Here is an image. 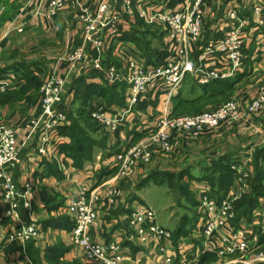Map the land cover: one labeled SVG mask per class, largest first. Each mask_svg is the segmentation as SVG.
I'll return each mask as SVG.
<instances>
[{"label":"rangeland","instance_id":"obj_1","mask_svg":"<svg viewBox=\"0 0 264 264\" xmlns=\"http://www.w3.org/2000/svg\"><path fill=\"white\" fill-rule=\"evenodd\" d=\"M16 1L20 2L19 7H16L18 6ZM159 1L162 2L161 6L174 10L189 1L193 6L197 0ZM202 2H204V10L200 23L201 36L194 44L190 55L192 61L195 60L193 61L196 64L195 70L184 74L178 89L171 97L167 98V93L159 89L155 91L156 89L148 86L141 96L142 99L133 103V83L128 77L129 68L126 66L128 57L124 48L129 46L141 63L146 62L150 54L148 49L141 52L136 42H124L114 38L106 40L102 46L97 47L89 39L90 28L99 21L102 13H108L117 5L119 10L129 15L124 21L125 29L131 27V22L140 20L138 25L142 30H153L154 33L146 34L147 44L157 47L158 50L161 48L164 59L174 56L167 47L169 29L165 23L161 21L150 23V18H145L148 14H142L138 3L135 5L132 2L130 5H124V8L121 0H0V12L4 7L8 9L9 6H15L14 10L9 12L10 17L0 21V71L12 62L21 60L32 61L34 67L43 70L41 74H36L38 81L17 85L9 80V85H0L1 147L7 146L12 138L17 136L19 158L24 146L33 138L38 141L37 149H39V134L43 126L41 116L45 106L43 86L49 81L48 78L53 79L58 85L62 83V103L58 107L65 110L66 124L70 125L71 119L77 123L73 129L74 137L79 140L82 149L74 146L72 151L74 158L79 161L92 156L91 154L109 138L119 137L120 125L127 120L129 113L133 110L147 109L150 105L149 117L143 120L137 118L138 114L132 116L131 136L126 138L127 141L122 142L121 148L111 149L113 152L109 154V158L113 157L114 162L120 153L127 159H130L133 153L135 156L124 169L118 168L112 162L109 168L112 169L110 177L103 183L104 187H108L106 198L112 197L118 201L124 197L126 208L124 212L127 216L137 209V204L140 202L151 206L160 222L169 229H174V224L182 215L183 217L189 215L191 218L195 209L201 213V193L206 191H211L210 193L215 195L213 198L217 207L232 205L234 209L232 211L236 216L235 203L241 199L244 192H247L249 179L254 175L257 148L264 145V0H203ZM234 11L247 22L241 25L238 19L231 17L230 13ZM219 13L225 14L223 15L225 20L217 24ZM214 26L222 27L212 31ZM211 31L212 36H206ZM233 32L237 33L235 40H232ZM154 34L157 36L153 37ZM217 46L220 49L216 48ZM209 47L212 51L208 49ZM237 48H240V57L233 55L236 54L234 49ZM96 50L101 55L104 77L111 64L116 67V74L107 79L108 85H116L113 92L116 96L111 98L110 103L121 104L122 95V99L125 98L124 105L127 106V111L113 110L117 113L113 114L114 124L117 127L102 123L93 117L92 104L98 100H91L92 97L88 101L89 117L78 111L87 95L83 86L79 85L76 73L80 55H87L89 61L96 55L94 52ZM236 62L239 64L233 69L231 65ZM214 68L220 72L229 71L230 74L224 78L221 76L210 78L207 82L210 86L204 90L202 85L207 83L201 82L205 75L203 71L209 72ZM6 77L11 79L9 76ZM228 80L231 83L226 84L225 81ZM176 95L182 98V102L178 105L174 101ZM87 100L88 98L85 102ZM230 102L237 104V115L231 110H228L226 116L225 113L222 115V110ZM163 117H167V123L162 122ZM21 135L23 141H20ZM7 151L10 152L11 148H7ZM54 153L50 154L54 155ZM230 153L235 154V159L249 156L250 176L246 179L235 177L226 196L219 198L216 197L215 188L210 181L199 178L202 174L201 165ZM128 154L130 156H127ZM261 155L264 156V151ZM262 166L264 172V161ZM152 175L158 176V179L163 177V183L150 180L149 177ZM103 176L99 177V181ZM31 182L36 183V181ZM115 188L117 192L113 191ZM93 192L99 195V191L95 188L90 189L88 199ZM131 193H135L136 196L132 197ZM43 194V198L48 202H56V199L49 194ZM133 199L136 200V204ZM98 202L102 204L101 200ZM256 212L257 217H254V222L260 226L264 219V198L260 200V207ZM67 213L66 218L70 221L71 216L68 211ZM234 218L231 221L232 226L251 230L245 220L238 221L236 226L233 222ZM188 223L189 221L183 218L180 226L185 228ZM186 229L193 228L189 225ZM252 230L254 233L255 228L253 227ZM190 233L191 231L188 234ZM135 236L140 243L144 242L137 234ZM196 239L195 243L200 245L199 237L196 236ZM165 241L166 239L159 242V245ZM186 245L185 251L191 248V245ZM191 254L194 253L192 251L188 253ZM48 255L53 256L50 261L55 264H94L86 257L62 261L56 256L55 249L48 250ZM46 258H48L47 254ZM201 264H264V241L259 237V245L244 257L210 255Z\"/></svg>","mask_w":264,"mask_h":264},{"label":"built area","instance_id":"obj_2","mask_svg":"<svg viewBox=\"0 0 264 264\" xmlns=\"http://www.w3.org/2000/svg\"><path fill=\"white\" fill-rule=\"evenodd\" d=\"M202 1L197 0L193 6H191L190 1L185 2L186 4L183 3L182 6L172 10L161 6L162 2H158V0H121L123 6L130 5L132 2L135 5L138 3L139 10H141L142 14H148L145 18H150V23L161 21L168 26L167 47L174 54L173 57L161 59L157 64L146 65L139 61L129 46L128 48H124V52L128 57V63L126 64L129 68L128 77L133 83V103L139 102L142 99L141 96L148 86L156 89L155 91L159 89L161 92L167 93V98L171 97L178 89L184 74L195 70L196 64L193 62L195 60L192 61L190 55L193 52L194 44L201 36L200 23L204 10V2ZM112 8L108 13L106 12L107 14L102 13L99 21L92 24L90 28L89 39L97 47L102 46L106 40L115 38L126 27L124 21L129 15L119 10L117 5ZM230 16L238 19L241 25L247 22L245 18H242L238 13L236 14L235 11L231 12ZM231 36L232 40H235L237 33L233 32ZM223 40L225 42V38ZM216 48L220 49L218 46ZM208 49L212 51L210 47ZM235 50L236 54L233 55L240 57V48ZM94 52H96V55L89 61L87 55H80V63L76 73L80 74L85 72L88 67L96 71L104 72L101 55L98 50ZM238 64L236 62L231 67L235 69ZM42 71V68L35 67V72L38 75ZM203 72L205 75L201 79L202 83H207L212 77L221 76V78H224L230 74L229 71L228 73L220 72L217 68L209 72ZM115 74L116 67L114 64H111L106 71V80L108 77L112 78ZM48 79L49 81L43 86L45 106L44 113L41 116L43 126H41V132L39 134L40 147L38 149L41 155L56 152L54 143L58 140L60 128L67 123L64 108L58 107L62 103V83L58 85L53 79ZM9 80L11 79L0 76V85H9ZM92 105L91 113L93 117L99 119L102 123L107 125L113 124L114 127H117L114 124L115 117L113 115L114 113L117 114L116 112L105 107L99 101H94ZM236 105L235 102H230L224 107L221 114L223 115L225 113L224 116H226L228 110H231L234 115H237ZM125 110L127 111V108ZM166 118L162 122L167 123L168 120ZM8 145L4 147L0 145V180L2 196L7 205V213L18 220V225L8 234L6 241L11 243H25L30 239L39 237L41 231L35 220L30 218L24 219L20 213L21 206L27 209L32 208L35 186L31 182V179H29L31 181L26 180L23 183H18L14 179L11 170L19 160L20 151L17 136H14ZM7 148H11V151H7ZM134 154L131 155L130 159H127L123 156L124 154L120 153L114 163L118 168L124 169V167L130 164L132 157L135 156ZM127 156L130 155L128 154ZM248 157H240V159L232 162L231 167L236 172L235 177L246 179L250 176L251 161ZM89 190V185L83 184L78 194L67 205V211L73 222L70 230V241L72 244L79 246L84 256L94 264H126L123 246L118 241L113 239L106 241L105 239L101 240L93 236L91 226L99 217L98 207L101 202H98L100 200L99 195L94 192L90 199H88L87 195ZM113 191L117 192V188L113 189ZM210 192L206 191L201 193L202 211L198 225L195 227L196 232H198L197 236L199 237L200 245L195 243L197 239L193 236H183V239L185 237L187 238L183 241L191 245V248L188 250L194 253L188 255L189 251H185L184 249L179 252L168 253L165 243L160 244L159 249L165 254L164 264H201L202 256L209 253L220 257H244L259 245V232L254 231L253 233L252 226H249L251 230L245 227L235 228L232 226L231 221L235 216L232 211V205L228 204L217 207L216 200L213 198L215 195ZM107 201L110 204L116 203L112 197L107 199ZM133 211L127 216L128 224L134 234H137L144 242L147 241L148 236L151 234L160 243L172 237V231L163 227L158 222L157 213L151 206L139 204L137 209ZM255 226L259 227L256 224ZM199 231H201V234Z\"/></svg>","mask_w":264,"mask_h":264},{"label":"crops","instance_id":"obj_3","mask_svg":"<svg viewBox=\"0 0 264 264\" xmlns=\"http://www.w3.org/2000/svg\"><path fill=\"white\" fill-rule=\"evenodd\" d=\"M223 15L225 14L219 13L217 24L225 20ZM221 27L215 28L214 26L212 27V31L219 30ZM212 31L207 33L208 35L206 36L211 37L213 34ZM34 65L32 61L28 60L14 61L9 65L11 68L5 74L17 83V85L24 84L27 81V76L24 74L25 69H35ZM90 70L91 67H88L84 73H88ZM79 75L77 73V77ZM85 81L87 83H102V79L97 75H91ZM148 98H146V101L149 102ZM109 106V109L114 111L125 110L127 108L124 104L119 103L110 104ZM148 106L149 108L147 109L133 110L129 113L127 120L120 125V136L117 138H109L105 144L100 145L94 151L92 156L83 158L82 161L62 151L61 147L63 144L69 143L71 137L62 132L61 129L58 140L54 143L56 146L54 155H51L53 152L51 154L41 155L38 152V141L35 138L27 142V145L21 151L19 161L12 168L11 172L18 183H23L28 179L36 181V183L34 182L35 191L32 208L27 209L22 207L20 213L24 219L30 218L35 220L41 231L39 237L30 239L22 244L20 242L11 243L6 241L8 234L17 227L18 220L7 213V205L2 196L0 180V264H55L52 260L50 261V258L53 257L48 255V250L50 249H55L57 251L56 256L62 261H72L79 258L85 259L82 249L70 241V230L73 222L72 219L69 221L66 218V215H68L67 205L78 194L83 184L89 185L90 189L95 188L99 191L100 200L102 201V204L98 207L99 217L91 226V232L95 238L105 239L106 241L112 239L118 241L123 246L126 264L163 263L165 254L160 251L157 238L151 234L148 236L147 241L140 243L128 224V217L124 212L126 209L124 206V197H121L115 204H110L106 198L108 187H104L105 184H103L112 172V169H109L112 162H114L112 156V158H109V154L113 152L111 149H114V147L115 149L121 148L123 145L122 142L131 136L130 131L133 128L132 116L138 114L137 118H142L143 120L149 117L151 114L149 110L151 106ZM19 138L20 141H23L22 135ZM57 155L59 159L56 158ZM102 175L104 176L99 181V177ZM133 191L134 189H132ZM43 193L52 196L56 199V202H48V200L43 198ZM131 195L132 197L133 195L136 196L135 193H131ZM133 200L134 202L136 201L135 199ZM197 213L198 219L190 233L194 238L198 235L195 227L198 225L200 219L199 211L195 212L191 218H188L190 222L186 225V227L189 226L195 217L197 218ZM182 219L183 215L174 224V229L170 228L173 233L172 237L164 242L168 253L179 252L185 249V246L187 247L186 244L188 243L183 241L187 238H182L185 236V233L181 231L179 235H176ZM158 222L163 227H166L159 219ZM199 232L201 234V231ZM46 254L48 258H46Z\"/></svg>","mask_w":264,"mask_h":264},{"label":"trees","instance_id":"obj_4","mask_svg":"<svg viewBox=\"0 0 264 264\" xmlns=\"http://www.w3.org/2000/svg\"><path fill=\"white\" fill-rule=\"evenodd\" d=\"M19 7L20 2L16 1ZM0 12V21H2L5 17H10L9 12H12L15 8V6L12 7H7ZM138 21V22H137ZM140 20H135L131 22L130 26L128 29H124L119 35L115 36L114 39H120L123 40L124 42H136L138 46L140 47L139 50L142 52V50H145L146 48L149 51V56L146 58V65L149 64H157L161 61L163 53L161 51V48L158 50L157 47H154L153 45L150 46L148 45V41H146L147 38L146 34L147 33H154L152 29H144L142 30L141 27L138 25ZM1 23V22H0ZM157 34V33H156ZM154 34L153 37H156L157 35ZM150 41V39H149ZM142 55V54H141ZM16 65V64H15ZM11 68V66L5 67L0 71V76H7L5 73ZM27 76V83L38 81V75L35 72V69H25V73ZM91 75H97L102 79V83H87L85 79L89 78ZM78 78V82L80 83V86H83V88L86 90L87 95L86 98L88 100L85 102V100L81 103V107L78 108V111H80V114L89 117V109H90V104L88 101L92 99L98 100L102 105L105 107H109L111 104V98L116 96L114 88L116 85H108L107 80H105L103 72L96 71L94 69H91L90 72H82L80 73ZM229 81V80H228ZM225 81L227 83H231L230 81ZM123 83V82H122ZM218 83V82H215ZM78 85V87H79ZM123 85H126L123 83ZM204 87V90L209 88V83L202 85ZM117 89V88H116ZM123 97V95H122ZM120 99L122 101L121 104H124L125 98ZM107 99V100H106ZM181 97L176 95L174 97V101H176L177 105L182 102ZM110 100V101H108ZM88 103V104H87ZM108 103V104H106ZM110 103V104H109ZM120 104V103H119ZM71 124H66L62 126L60 129L62 132L68 134L71 137V141L69 143L63 144L62 151L66 152L68 155H72L75 157L72 147H79L82 149L81 144L79 140L75 139L74 137V130L77 123L74 119H71ZM89 133V132H88ZM90 137V135H87ZM91 138V137H90ZM95 138V137H94ZM75 142L77 144L75 145ZM79 143V145H78ZM264 151V145L259 146L257 148L256 152V159L254 162V175L250 180V185L248 187L247 192H244L241 199H238L237 202L235 203V210H236V216L233 220L234 224H238V221L240 220H245L248 223V226L255 227V231L258 233L261 237V240L264 241V219L261 221L262 223L260 224L259 227H256L255 224L256 222L254 217L256 218L257 212L256 210L259 209L260 207V200L264 198V172H263V161H264V156L261 155ZM93 153V152H92ZM92 155V154H91ZM87 156V155H86ZM240 159V158H239ZM235 159L233 155L227 154V155H222L220 157L214 158L211 160L210 163H205L201 165V176L199 178H206L210 181V184L213 186L214 191L216 193V197L223 198L226 196L227 192L229 191L231 185L233 184L234 178H235V171L231 168L232 162H234ZM150 180H154L156 182L163 183L164 178L162 177L158 179V176L152 175L149 177ZM239 201V202H238ZM246 201V203H245ZM248 203V204H247ZM198 212V211H195ZM194 212V213H195ZM197 218L195 217L194 221L190 223L191 227L195 226L196 221L198 219V213L196 214ZM186 221H188L189 215H185L183 217ZM190 222V221H189ZM189 224V223H188ZM187 225V224H186ZM73 226V223L71 224V228ZM237 226V225H236ZM184 232L185 235H189L188 233L191 231L189 229H186V226H180L176 232V235H179L180 233ZM214 256L213 254H204L202 256V262L209 257Z\"/></svg>","mask_w":264,"mask_h":264}]
</instances>
